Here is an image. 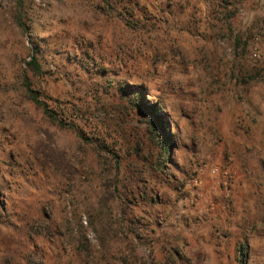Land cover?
<instances>
[{"label":"rangeland","instance_id":"obj_1","mask_svg":"<svg viewBox=\"0 0 264 264\" xmlns=\"http://www.w3.org/2000/svg\"><path fill=\"white\" fill-rule=\"evenodd\" d=\"M38 222L43 264H264V0H0V257Z\"/></svg>","mask_w":264,"mask_h":264},{"label":"trees","instance_id":"obj_2","mask_svg":"<svg viewBox=\"0 0 264 264\" xmlns=\"http://www.w3.org/2000/svg\"><path fill=\"white\" fill-rule=\"evenodd\" d=\"M15 20L18 26L23 30L26 31L27 27L24 25L21 13H17L15 15ZM26 67L28 71L33 72V74L40 73V65L35 57L34 51L30 55V60L26 62ZM257 76V75H256ZM250 79L256 78V77H248ZM22 86L25 89V93L27 98L37 106L41 107L44 113L52 119L54 122H56L59 126H66L68 123L65 122L62 115H59L57 111L54 109H50L47 101L45 99L41 98V94L39 90L34 89L31 86V82L28 80L26 75L23 76V84ZM134 98L130 101L132 107L137 109V111L140 112L142 116H144V122L146 124V127L149 131V134H152L153 138L157 135V133H163V123L161 121V118L159 115L155 113V108L153 104H146L144 102H141L138 100L137 97L140 96L141 92L139 90L134 91ZM163 140L166 141V138H163ZM168 149V145L163 147V153H166V150ZM168 161V158L165 156L162 160V163H165ZM46 227L48 225H45ZM42 225L40 222L36 224L35 230H33V234H30V230L34 229L33 224L29 225L28 223L23 225V233L18 240V245L12 249L10 247H5L4 251H2V256L0 257V264H43V253H41L38 244L37 237H42L41 231ZM35 236V237H34ZM246 243H241L238 246L237 254L240 258L241 264H244L246 259Z\"/></svg>","mask_w":264,"mask_h":264}]
</instances>
